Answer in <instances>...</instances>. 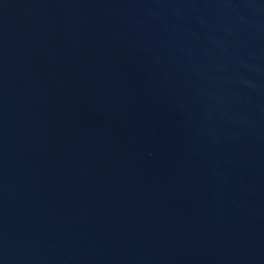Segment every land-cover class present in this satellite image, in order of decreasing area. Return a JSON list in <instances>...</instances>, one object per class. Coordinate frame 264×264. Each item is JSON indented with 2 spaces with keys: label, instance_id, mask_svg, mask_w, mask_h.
I'll use <instances>...</instances> for the list:
<instances>
[{
  "label": "water",
  "instance_id": "water-1",
  "mask_svg": "<svg viewBox=\"0 0 264 264\" xmlns=\"http://www.w3.org/2000/svg\"><path fill=\"white\" fill-rule=\"evenodd\" d=\"M0 264H264V0H0Z\"/></svg>",
  "mask_w": 264,
  "mask_h": 264
}]
</instances>
